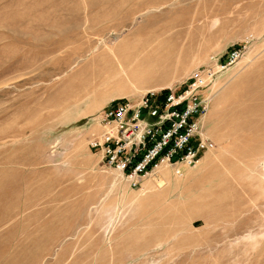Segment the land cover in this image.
Returning a JSON list of instances; mask_svg holds the SVG:
<instances>
[{
	"label": "rangeland",
	"instance_id": "obj_1",
	"mask_svg": "<svg viewBox=\"0 0 264 264\" xmlns=\"http://www.w3.org/2000/svg\"><path fill=\"white\" fill-rule=\"evenodd\" d=\"M195 71L211 147L132 187L92 140ZM0 264H264V0H0Z\"/></svg>",
	"mask_w": 264,
	"mask_h": 264
},
{
	"label": "built area",
	"instance_id": "obj_2",
	"mask_svg": "<svg viewBox=\"0 0 264 264\" xmlns=\"http://www.w3.org/2000/svg\"><path fill=\"white\" fill-rule=\"evenodd\" d=\"M205 81L195 71L179 90L168 89L162 97V91H150L135 110L128 104L110 110L106 115L108 126H103L100 138L92 140L90 146L100 149L109 166L127 173L132 187L157 160L180 174L182 167L196 163L199 151L211 147L198 126L211 100L210 94L201 93Z\"/></svg>",
	"mask_w": 264,
	"mask_h": 264
},
{
	"label": "bare ground",
	"instance_id": "obj_3",
	"mask_svg": "<svg viewBox=\"0 0 264 264\" xmlns=\"http://www.w3.org/2000/svg\"><path fill=\"white\" fill-rule=\"evenodd\" d=\"M162 91H167V90H162ZM159 166H162V167H168L169 168V166L167 165V164H161V165H159ZM158 167V166H157ZM154 172V171H153ZM173 173H174V171H173ZM175 174V173H174ZM175 175H180V174H175Z\"/></svg>",
	"mask_w": 264,
	"mask_h": 264
},
{
	"label": "trees",
	"instance_id": "obj_4",
	"mask_svg": "<svg viewBox=\"0 0 264 264\" xmlns=\"http://www.w3.org/2000/svg\"><path fill=\"white\" fill-rule=\"evenodd\" d=\"M166 91H162V93L160 94V96L162 97L163 96V94L165 93Z\"/></svg>",
	"mask_w": 264,
	"mask_h": 264
}]
</instances>
